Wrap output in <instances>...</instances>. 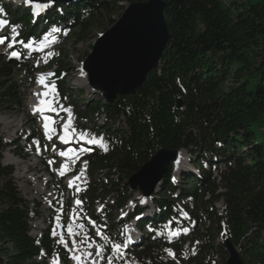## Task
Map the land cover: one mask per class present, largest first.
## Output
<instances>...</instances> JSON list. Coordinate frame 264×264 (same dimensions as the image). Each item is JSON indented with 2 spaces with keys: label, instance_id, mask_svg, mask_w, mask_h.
<instances>
[{
  "label": "trees",
  "instance_id": "trees-1",
  "mask_svg": "<svg viewBox=\"0 0 264 264\" xmlns=\"http://www.w3.org/2000/svg\"><path fill=\"white\" fill-rule=\"evenodd\" d=\"M122 1L148 0L67 4L63 15L75 20L76 41H83L94 28L113 24V8ZM165 1L171 39L157 69L135 94L118 95L107 104L94 101L80 113L87 118L103 107L113 119L103 129L111 152L96 155L92 170L115 167L129 179L160 149H186L193 164L201 165L203 159L210 170L202 168L200 177L184 174L177 188L171 182V166L164 192L153 199L160 211L151 224L167 221L176 200L190 196L194 212L207 215L210 225L193 229L190 239L199 240L200 253L191 255L188 264H217L216 258L226 254L223 245H216L221 232L239 247L246 264H264V141L256 129L264 124V0ZM57 5L66 6L61 1ZM12 13L26 34L37 35L45 26L61 25L63 19L55 8L32 29L29 14ZM59 65L60 72L67 71L61 70L63 62ZM17 68L20 72L15 74ZM35 74L34 65L22 66L0 54V105L22 106V89L34 83ZM58 84L64 101L69 98L68 85L63 79ZM120 115L126 116L125 127L116 125ZM4 146L0 132V264H47L35 259L40 253L60 255L69 264L68 252L50 230L39 242L28 235V206L13 181V168L1 162ZM221 162L226 168L218 179L214 169ZM128 187L118 192L120 201L129 197ZM100 189L95 185L90 197L97 198ZM165 245L149 239L134 253V262L184 264L169 258ZM181 247L176 246L178 259Z\"/></svg>",
  "mask_w": 264,
  "mask_h": 264
},
{
  "label": "rangeland",
  "instance_id": "rangeland-1",
  "mask_svg": "<svg viewBox=\"0 0 264 264\" xmlns=\"http://www.w3.org/2000/svg\"><path fill=\"white\" fill-rule=\"evenodd\" d=\"M224 1L227 3H230L233 0H224ZM48 4L53 5L52 3H48ZM128 5H129V3L127 1H122V2H120V7L113 8L115 10L113 11V13L111 15V20L114 21V23L121 18V16L126 11V7ZM6 7H8V9H10V11H12V12H15V13L17 12L16 5H10V4L7 5L6 4ZM19 13H21V14L24 13V7H21V10L19 11ZM10 17L12 19V14L10 15ZM68 20H69V18H68ZM72 23H73V26L76 25V22H74V19H70L69 23L66 24L65 26H63L65 31L61 32V35L58 37V41L56 44V47L58 49V53H59V50H60V53H59V56L55 57L54 59H56V61H58V62H63V67L69 71V81H68V85L70 87L69 93H70V95L73 96L74 99L80 100L79 101V103L81 104L80 109L86 110L87 107H86L85 103H83L84 99H85V102H87L88 101L87 98L90 100H92V99L98 100L100 97H99V95H89L88 97H86L87 96L86 91L90 93L91 88L83 80H81L82 76L80 74V69H81L83 61L87 58V56L89 55V52L92 50V46H93L94 42L99 38V36L102 33H104L114 23L107 26V27H104V28L98 27V28L92 29L89 33L86 34L85 39L81 42H79V41L77 42L76 38H74L75 29L69 28L72 25ZM58 31H59V29H58ZM49 52H51V50H49L47 53L44 52L41 54H36L35 56H33L34 59H32L33 58L32 57L31 59L28 60V57H27L25 59V61H26L25 63L26 64H34L35 67L37 66L38 68L41 66H44L50 58ZM2 53H4V52L1 50V47H0V54H2ZM36 57H38V58H36ZM56 69H59V65L57 64V62L49 70L44 69V70H38L37 71V73H38L37 83L31 87L30 85H32V83L29 82V84H27L22 89V93H23V96L25 98V102L23 103L22 106H14V107L8 108V107H5L3 105H0V118L10 119V120L15 119L16 122H18L19 120H22V123L20 125L15 126L14 127L15 129H13L10 134L5 133V129H4V126L2 124L0 125V131H1V133H3V136H5L6 142L15 138V136L19 137L20 142H19L18 147H16L17 148L16 151L18 153H20V155L22 156L23 159L20 158V160H19V158H17L18 161H20V162L22 161V163L24 162L26 164V166L34 165V164L35 165L30 169H26L25 175L27 177V180H23V179L19 180L18 176L21 173L19 170V167L17 165H14V164L9 165L11 163L6 162L4 160V155L8 154L7 150H4L3 161L8 166L13 167V169H14V180H15L17 188L21 192L22 196H27V198L30 200L31 203L37 201L41 204V207H40L41 213H43V214L46 213V217H44V219L40 220V221H42V227L43 228H47L49 226V223H48L49 215L47 214V210L50 207L53 198L51 197V192L47 191L46 194L48 196V202L45 205H43L40 193H37L34 189L36 187V182L38 181L37 177L39 175L45 174L43 172V170H46L45 164H41L40 161L45 160L46 158L39 159V157H34L35 155L32 154L30 149L27 150V151H29V154H27V151H24V149H23L24 145L25 146H27V145L24 142L25 135H23V134H24V132H26V130H27V128H29V126H34V128L36 127L35 126L36 119L34 116L30 115L29 111H30V108H31L33 101H35V100H33L34 97L35 96H36V98L39 97L36 95V93H40L39 89L42 86L41 82H40L41 74H44V76H46L47 78H50L54 75ZM14 72L16 74V73H19L20 71H18V68H17V70H15ZM76 81H79L78 83L82 82L84 89L86 90V91L80 90V93H81L80 95H79V93H76V91L73 88ZM56 101L58 103V96H57V98L53 99V104ZM91 118L93 119V116ZM80 124H82L83 126H86L87 128L91 127L87 122H84V121H80V122L76 123V125H80ZM256 129H257V133H258V139L260 141H264V124L262 126H257ZM16 132H18V133H16ZM12 133H13V135H12ZM182 164H183V168L186 170H188L189 167L191 166L187 159H185V162ZM182 164H180V165L174 164L173 168H172L173 173L177 169H179L178 167L182 166ZM221 168H224V167H221ZM99 178H102L101 174L94 176V182L93 183H95V182L100 183ZM115 179H116V177H115ZM46 181H48V179ZM51 185L53 187L52 190L53 189H59L60 190V189L64 188V186L61 184V182H54ZM162 192H164V189H161V193ZM139 195H140V193H138V192L134 193V200H132V202L127 206L128 209L133 208V206L136 203L134 201H136V199L139 198ZM178 205L181 206V203H178ZM118 213L119 212H117L115 208H113V210L109 209V211H108V214L111 217L117 216ZM97 215H102L98 218L99 221H102V219L104 218V215H106V214L97 213ZM120 218L121 217H119L118 219H120ZM184 219L187 221V220H189V217L187 215H185ZM40 221H38V222H40ZM89 221H91V220H89ZM38 222H36V223H38ZM89 223H90V227H88L86 225L85 220H83V216H81L79 214H75L74 216H71L70 220L68 221V223L66 225L64 223L63 218H59V225L62 227V232L60 233V231H58L57 233H58V235H61V234L64 235L65 234L67 237H69V239L72 240V245L68 246L69 250H71V253L74 254L77 248H81L82 251L84 252L83 255L85 253H88V252L92 253V256H91L92 258L90 259V262L95 260L96 264H109V259H108L109 257H111V264H121L122 260H127L126 264H130V262H128V260H131V254L125 253V250L127 248V241L129 239V237L126 239L113 240L117 236L120 238L121 235L117 234L115 232H110V231L108 233L105 232L104 236H101L99 234V231H97L96 228L93 229V226H94V224L97 223V221H95L94 223L93 222H89ZM39 225H40V223H39ZM69 225L71 226V229H72L71 233H69ZM42 227H39L36 225H35V227L32 226L33 234L36 235L37 234L36 231H38ZM56 227L59 230V227L57 226V221H56ZM94 230H96L95 233L97 235L94 233ZM172 232H175V231H172ZM111 233H113L115 235L110 236ZM171 235H172V233H171ZM155 238H157V236H155ZM116 244H119L122 246L119 251H117L113 247ZM101 249H103V251H101ZM184 250L186 251L185 247H184ZM97 253H99V255ZM84 256L86 258H90L86 255H84ZM101 257H103V259ZM169 257L170 258L174 257L173 253L170 254ZM228 257H229V253L226 251V254L220 255L216 258L217 264H226ZM181 259L183 261H185V264H188V258H185L182 256Z\"/></svg>",
  "mask_w": 264,
  "mask_h": 264
},
{
  "label": "water",
  "instance_id": "water-1",
  "mask_svg": "<svg viewBox=\"0 0 264 264\" xmlns=\"http://www.w3.org/2000/svg\"><path fill=\"white\" fill-rule=\"evenodd\" d=\"M48 1V0H35ZM71 2L74 0H55ZM165 0L133 2L125 13L100 36L84 62L89 85L103 92L107 102L118 95H133L157 69L171 36L165 17ZM181 104V102H180ZM178 150L160 149L130 178L132 188H140L146 197L167 176L179 156ZM226 264H246L228 235L224 236Z\"/></svg>",
  "mask_w": 264,
  "mask_h": 264
},
{
  "label": "snow or ice",
  "instance_id": "snow-or-ice-1",
  "mask_svg": "<svg viewBox=\"0 0 264 264\" xmlns=\"http://www.w3.org/2000/svg\"><path fill=\"white\" fill-rule=\"evenodd\" d=\"M26 2H27V3H32L33 0H26ZM54 2H55V0H50V3H54ZM38 7H40V6H38ZM42 7L46 9V8L49 7V4L46 3V4L42 5ZM0 12H3V8H0ZM6 23H7L6 21H4V20H0V25H4V24H6ZM14 31H15V30H14ZM17 35H18V33H17ZM7 39H8V37H6V36H0V44H4L5 41H6ZM16 42H17L16 40H13L12 43L9 44V47H11L12 44H14V43H16ZM25 46H26V47H31L30 44H29V45H25ZM11 55H12L13 57H19V56H20V53H18V52H16V51H13V52L11 53ZM49 55H51V53H50ZM40 82H41L42 84H45V81H44V74H41ZM45 88H46V89H50V91H46V92H44L43 94H41V93H36V95H37V96H41V95H43L44 97L54 96V95H55V85H54V84H45ZM52 104H53V101H52V100L41 99V100L39 101V103L35 106L34 111H37V112L45 111V110H53V111H54L55 109L52 107ZM66 111H68V112L70 113V109H66ZM70 123H71V116L69 117V122H68V124H65V125H64L65 131L68 130V127H69ZM44 127H45L46 129H48V128H49V123L46 122L45 125H44ZM51 131H55V129L52 128ZM87 135H88L87 133H81V136H82V137H86ZM60 139H61V140H64L65 137H64V136H61ZM89 143H100V144H103V137H100L99 139H97L96 137H91V138L89 139ZM105 150H107L106 145H105ZM60 155L64 156V155H67V153H65V152H61ZM50 163H51V161H50ZM84 163H85V165L87 164L86 161H85ZM64 167H66V165H65ZM60 174L63 175V174H64V171L61 170ZM79 178H80V177L77 176V177H75L74 179H79ZM71 183H72V182L70 181V186H71ZM77 190H79V189H77ZM80 203H82V202H81V201H77V204H80ZM56 220H57V226L59 227L60 225H59V217H58V216L56 217ZM93 223H94V222H93ZM71 231H72V229H71V226L69 225V233H71ZM183 231L187 232L188 230H187V229H183ZM55 234H56V231H55V229H53V235H55ZM175 234H178V233H174V235H175ZM60 242L63 243V244H66V243H67V242L63 239V234H61V240H60ZM113 247H114L117 251H119V250L121 249L122 246L119 245V244H116V245H114ZM101 251H103V249H101ZM168 251L170 252V254H172V253H171V250H168ZM97 254L99 255V253H97ZM84 255H86V256H88V257H91V256H92V253H91V252H88V253H85ZM72 258H73L74 260L77 261V264H84V260L82 259V256H81V255H75V254H74ZM101 258L103 259V257H101ZM108 259H109V264H111V257H109ZM54 264H59L58 259H54ZM92 264H96V261L93 260Z\"/></svg>",
  "mask_w": 264,
  "mask_h": 264
},
{
  "label": "bare ground",
  "instance_id": "bare-ground-1",
  "mask_svg": "<svg viewBox=\"0 0 264 264\" xmlns=\"http://www.w3.org/2000/svg\"><path fill=\"white\" fill-rule=\"evenodd\" d=\"M84 75V76H83ZM81 76H82V78H81V80H83L84 82H86V75L84 74V73H81ZM79 82V81H78ZM77 82V83H78ZM80 83H82V82H80ZM79 84V83H78ZM38 103V101H34L32 104H33V106L35 105V104H37ZM16 123V124H15ZM22 123V120H19L18 122H16V120L14 119V120H10V119H5V118H0V125L2 124L3 126H4V129H5V133H11V131L13 130V129H15L14 127L15 126H17V125H20ZM7 130V131H6ZM184 155H185V153L183 152V150L180 152V154H179V157H178V160H177V162L175 163V164H177V165H180V164H182L183 163V161H184ZM4 160L6 161V162H9V163H11V164H14V165H17L18 167H19V170H20V174H19V176H18V179L19 180H27V177H26V175H25V172H26V169H30V168H32L34 165H28V166H26V164L23 162L22 163V161L20 162V161H18V160H16L14 157H12L10 154H6L5 155V157H4ZM4 164H6L5 162H4ZM38 180V179H37ZM29 181V180H28ZM159 190H161L160 189V187H158L157 188V192L159 191ZM37 225H38V223H37ZM83 251H82V249L81 248H77L76 249V251H75V255H81L82 256V259L84 260V264H86V257L83 255ZM92 257H90V259H91ZM91 262H93V261H91ZM72 264H77V261L76 260H74L73 259V263Z\"/></svg>",
  "mask_w": 264,
  "mask_h": 264
}]
</instances>
